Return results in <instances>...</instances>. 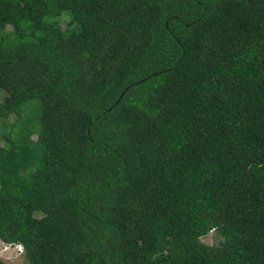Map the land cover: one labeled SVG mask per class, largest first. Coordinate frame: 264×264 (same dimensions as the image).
<instances>
[{
    "label": "trees",
    "instance_id": "1",
    "mask_svg": "<svg viewBox=\"0 0 264 264\" xmlns=\"http://www.w3.org/2000/svg\"><path fill=\"white\" fill-rule=\"evenodd\" d=\"M0 89L20 264H264V0H0Z\"/></svg>",
    "mask_w": 264,
    "mask_h": 264
},
{
    "label": "rangeland",
    "instance_id": "2",
    "mask_svg": "<svg viewBox=\"0 0 264 264\" xmlns=\"http://www.w3.org/2000/svg\"><path fill=\"white\" fill-rule=\"evenodd\" d=\"M62 4V2H60ZM69 1H66L65 4H68ZM0 101H2L4 104H10L13 102V97L10 96L9 92L4 91L0 89ZM15 118V114H12L9 118L10 121H12ZM8 128L6 126H3L0 124V144L3 143L5 140V137L3 136V132L6 131ZM36 131L33 128H27L25 133L23 134L22 140L20 142V147L24 151H30L31 149V144L33 140L36 137ZM202 239L208 243L214 242L213 234L212 232H209L202 236ZM4 244V241L0 239V249L2 248ZM2 255L5 257H8L5 262L6 264H20L24 261L23 255H17L15 253L14 247L8 250V252H2Z\"/></svg>",
    "mask_w": 264,
    "mask_h": 264
},
{
    "label": "built area",
    "instance_id": "3",
    "mask_svg": "<svg viewBox=\"0 0 264 264\" xmlns=\"http://www.w3.org/2000/svg\"><path fill=\"white\" fill-rule=\"evenodd\" d=\"M15 249V253L17 255H21L24 253V248L21 244L19 243H12V242H4L2 248L0 249V259L5 262V260L8 258V257H5L4 255H2V252H8V250H10L11 248ZM6 263V262H5Z\"/></svg>",
    "mask_w": 264,
    "mask_h": 264
},
{
    "label": "clouds",
    "instance_id": "4",
    "mask_svg": "<svg viewBox=\"0 0 264 264\" xmlns=\"http://www.w3.org/2000/svg\"><path fill=\"white\" fill-rule=\"evenodd\" d=\"M12 243H15V242H12ZM16 243H19V244H21L22 245V243H20V242H16ZM23 246V245H22ZM23 248H24V246H23ZM7 252V251H6ZM24 254V253H23ZM23 254H21V255H23ZM5 263V262H4ZM6 264V263H5Z\"/></svg>",
    "mask_w": 264,
    "mask_h": 264
}]
</instances>
